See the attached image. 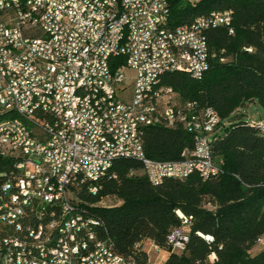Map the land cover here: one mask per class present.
<instances>
[{
  "label": "built area",
  "instance_id": "built-area-1",
  "mask_svg": "<svg viewBox=\"0 0 264 264\" xmlns=\"http://www.w3.org/2000/svg\"><path fill=\"white\" fill-rule=\"evenodd\" d=\"M231 13L216 9L154 29L156 17L171 15L168 0H0V264L6 256L14 264H137L113 250L97 218H79L85 205L76 185L98 181L118 154H136L152 184L219 171L210 143L218 114L180 104L161 74L202 76L206 30L222 25L232 33ZM122 20L130 27L121 28ZM116 56L123 61L111 66ZM75 83L81 97H72ZM137 84H149V92ZM176 120L194 132L193 147L178 160L147 156L141 127ZM176 213L180 223L166 237L171 252L184 249L192 219Z\"/></svg>",
  "mask_w": 264,
  "mask_h": 264
},
{
  "label": "trees",
  "instance_id": "trees-1",
  "mask_svg": "<svg viewBox=\"0 0 264 264\" xmlns=\"http://www.w3.org/2000/svg\"><path fill=\"white\" fill-rule=\"evenodd\" d=\"M168 2L171 25L216 9L232 11V33L222 25L206 30L209 68L200 79L179 70L161 75L180 104L194 101L196 108L210 106L218 114L210 143L219 171L206 179L192 172L152 184L140 161L120 156L98 181L79 180L77 196L100 221V235L113 250L137 264H264V247L249 252L258 238L264 239V130L239 110L250 101L264 108V0ZM111 60L114 66L123 57ZM140 136L145 154L161 160L181 159L194 143V132L179 120L170 126L143 125ZM90 185L97 186L95 193L87 190ZM106 196L119 201L94 205ZM176 210L192 219L184 249L171 252L166 237L180 223ZM200 233H210L212 241ZM144 239L167 253L163 262L149 259Z\"/></svg>",
  "mask_w": 264,
  "mask_h": 264
},
{
  "label": "bare ground",
  "instance_id": "bare-ground-1",
  "mask_svg": "<svg viewBox=\"0 0 264 264\" xmlns=\"http://www.w3.org/2000/svg\"><path fill=\"white\" fill-rule=\"evenodd\" d=\"M196 1H198V0H195L191 3H194ZM214 11L215 10H212L210 12L197 15L193 19H191L190 21L197 19L201 16L212 15ZM170 23H171L170 15H168V18H167V16L156 17L155 22H154V29H163V28L169 26ZM171 26H179V25H171ZM129 27H130V20H122L121 21V28H129ZM188 75L191 76L192 78H195V79H200L202 77V76H199L198 74H188ZM137 91H140V93H148L149 92V84H137ZM81 96H82V83H75L73 85V88H72V97H81ZM252 123L257 126L256 122H252ZM120 156L133 157V158L138 160V156H136V154H118V157H120ZM110 163L111 162H108L104 166V174L107 172V169L109 168ZM92 193H95V192H92ZM78 199H79V197H78ZM95 204H97V203H95ZM78 216L81 219L96 218L91 213H89L86 206H79ZM171 232H172V229L170 230L169 233H171ZM258 239H260V238H258ZM6 264H14V257L13 256H6Z\"/></svg>",
  "mask_w": 264,
  "mask_h": 264
},
{
  "label": "rangeland",
  "instance_id": "rangeland-1",
  "mask_svg": "<svg viewBox=\"0 0 264 264\" xmlns=\"http://www.w3.org/2000/svg\"><path fill=\"white\" fill-rule=\"evenodd\" d=\"M130 88V87H129ZM240 112H242L243 116L249 120L250 122H264V108L257 101H250L247 102L245 105L239 108ZM117 202V198L115 197H104L100 202L99 205L108 206L112 205ZM257 240H264V239H257ZM144 248H149L148 256L149 259L152 260L154 263H161L165 260L167 253L164 250L156 251L154 250L149 243H144ZM264 247V243H256L252 245L249 249L250 254L256 253Z\"/></svg>",
  "mask_w": 264,
  "mask_h": 264
},
{
  "label": "crops",
  "instance_id": "crops-1",
  "mask_svg": "<svg viewBox=\"0 0 264 264\" xmlns=\"http://www.w3.org/2000/svg\"><path fill=\"white\" fill-rule=\"evenodd\" d=\"M106 197H107V196H106ZM109 197H111V196H109ZM118 201H119V200L117 199V202H118ZM117 202H116V203H117ZM144 241H145L146 243H150V241H148L147 239H144L143 242H144Z\"/></svg>",
  "mask_w": 264,
  "mask_h": 264
}]
</instances>
